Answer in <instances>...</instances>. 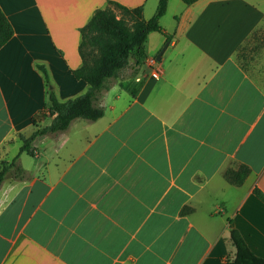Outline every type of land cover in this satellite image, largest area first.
Listing matches in <instances>:
<instances>
[{"label":"crops","instance_id":"crops-1","mask_svg":"<svg viewBox=\"0 0 264 264\" xmlns=\"http://www.w3.org/2000/svg\"><path fill=\"white\" fill-rule=\"evenodd\" d=\"M107 1L0 0L12 27L0 47V163L24 171L0 183V264H231L230 229L264 258L253 194L264 192V84L236 58L264 35V0H168L165 34H148L137 72L130 60L105 83L103 115L19 152V135L51 122L49 89L59 101L87 90L73 74L80 29ZM111 1L142 5L146 20L158 4ZM240 165L243 183L226 181Z\"/></svg>","mask_w":264,"mask_h":264},{"label":"trees","instance_id":"trees-1","mask_svg":"<svg viewBox=\"0 0 264 264\" xmlns=\"http://www.w3.org/2000/svg\"><path fill=\"white\" fill-rule=\"evenodd\" d=\"M181 1L190 5L197 0ZM167 3L168 0H158L156 10L148 20L143 17L142 5L128 8L111 0L107 1L105 7L93 12L89 21L80 29L78 51L81 64L73 70L76 78L87 83V90L74 98L59 101L49 89L48 110L52 116L51 122L27 137L19 135L22 142L20 153L31 154V144L36 138L47 133L65 131L74 119L94 121L103 115V107L97 104L101 90L109 79L118 77L119 72L129 65L130 60L133 61L134 73L137 72L146 58L145 43L148 34L152 31L165 34L159 19L165 14ZM11 35L12 27L0 10V47ZM166 38L170 39L167 35ZM39 69L48 83L45 68L40 65ZM7 173H11L16 178L24 176L23 169L16 164L15 159L0 163V183ZM248 174L249 168L240 165L237 169L227 168L224 171V178L233 185H240ZM253 194L264 203V192L255 188ZM230 240L235 248L230 260L231 264H264V258L251 251L237 230L230 229Z\"/></svg>","mask_w":264,"mask_h":264},{"label":"rangeland","instance_id":"rangeland-1","mask_svg":"<svg viewBox=\"0 0 264 264\" xmlns=\"http://www.w3.org/2000/svg\"><path fill=\"white\" fill-rule=\"evenodd\" d=\"M264 35L248 40L237 52L236 58L259 82L264 84Z\"/></svg>","mask_w":264,"mask_h":264},{"label":"water","instance_id":"water-1","mask_svg":"<svg viewBox=\"0 0 264 264\" xmlns=\"http://www.w3.org/2000/svg\"><path fill=\"white\" fill-rule=\"evenodd\" d=\"M167 46V43L162 47V49L159 51V53H158V55H157V60H159L160 59V57H161V54H162V52H163V50L165 49V47Z\"/></svg>","mask_w":264,"mask_h":264}]
</instances>
